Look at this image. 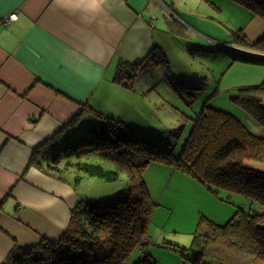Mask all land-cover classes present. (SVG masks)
<instances>
[{
  "label": "crops",
  "instance_id": "1",
  "mask_svg": "<svg viewBox=\"0 0 264 264\" xmlns=\"http://www.w3.org/2000/svg\"><path fill=\"white\" fill-rule=\"evenodd\" d=\"M176 2L4 0L0 4V21L9 14L17 16L0 24V264L41 239L59 240L70 211L80 201L71 183L56 181L30 164L36 147L72 119L85 122L93 117L95 109L115 113L120 120L129 114L143 125L148 121L138 116L147 91L135 94L134 83H140L149 67L136 75L129 89L113 78L118 64H141L156 48L161 50L159 36L166 28L186 24ZM247 17L238 30L250 41L263 36L264 22L251 13ZM240 77L246 81L241 85H253L264 71H239L233 79ZM79 137L73 134L68 139Z\"/></svg>",
  "mask_w": 264,
  "mask_h": 264
},
{
  "label": "trees",
  "instance_id": "2",
  "mask_svg": "<svg viewBox=\"0 0 264 264\" xmlns=\"http://www.w3.org/2000/svg\"><path fill=\"white\" fill-rule=\"evenodd\" d=\"M234 1L244 6L251 17L264 22V0ZM207 2L216 8L213 2ZM239 32L234 35L239 43L230 44L264 55V35L250 41L242 30ZM224 43L229 44L228 40L220 44ZM162 62L166 63L164 56ZM149 65L147 60L132 66L118 64L113 82L129 89L136 75ZM174 91L178 93L176 86ZM233 96L246 114L249 128L226 112L203 106L177 156L171 147L160 150L133 137L120 120L96 112L102 120L100 126L90 127V136L69 140V129L78 121L72 119L51 140L36 147L30 164L62 181L67 180V174H73L72 181L78 182L82 174L115 182L120 174H125L129 179L127 192L110 200L79 201L70 212L60 240H44L16 256L11 254L2 264H125L135 249L143 251L149 244L148 224L154 203L143 173L153 162L173 164L214 194L222 189L232 190L249 202L248 210L237 208L223 225L200 219L193 234V246L199 248L196 264L200 258L219 264H264V79L238 87ZM249 125L263 133L255 134ZM91 154L108 160L115 168L106 171L81 162ZM254 204L257 209L252 208ZM135 264L154 262L145 254Z\"/></svg>",
  "mask_w": 264,
  "mask_h": 264
},
{
  "label": "rangeland",
  "instance_id": "3",
  "mask_svg": "<svg viewBox=\"0 0 264 264\" xmlns=\"http://www.w3.org/2000/svg\"><path fill=\"white\" fill-rule=\"evenodd\" d=\"M209 1L216 8L202 0H177L175 8L186 24L179 23L166 28L163 37L159 36L162 49L156 48L153 51L147 59L151 65L141 74L140 83H134L135 94L147 91L138 112L144 122L148 120L144 125L141 120L137 121L129 114L124 119L120 116L122 121L116 119L117 115L110 111L95 109V112L105 118L120 120L133 137L153 144L160 150L166 151L171 147L174 156L179 154L203 106L226 112L247 125L246 114L233 100L234 90L246 81L241 77L233 78L239 71L254 74L264 71V66L251 65L264 62L243 59V56L228 48L236 46L230 42L239 43L234 35L240 34L238 29L248 21L249 12L246 10L248 13H244V7L238 1ZM226 40L229 44L224 47L220 43ZM161 53L166 63L162 62ZM153 64L159 67L153 68ZM114 65L116 67L117 64ZM262 78L257 79L256 84ZM175 86L178 93L174 91ZM90 113L85 112V115ZM92 115L85 122L81 121V124L75 122L72 126L77 127L75 130L81 133L72 129L68 137L73 134H80L81 139L90 136L88 129L99 127L102 122L96 114ZM254 132L257 135L263 133L258 128ZM81 162L98 165L106 171L115 168L111 162L97 154L83 157ZM150 165L151 168L149 166L143 173V181L154 203L148 224L149 244L143 247V251L135 249L125 264H135L145 254L154 264H196L199 248L193 246V234L200 219L223 225L237 208L248 210L249 202L232 190L222 189L214 194L198 180L177 170L173 164L153 162ZM80 176L78 182L72 181L73 174H67L65 181L53 179L67 184L71 181L82 203L110 200L119 193H126L129 186L125 174H120L115 182L82 174ZM252 208L257 209L258 206L254 204ZM65 231H62L61 237ZM43 241L38 242L36 247ZM198 264L219 263L200 258Z\"/></svg>",
  "mask_w": 264,
  "mask_h": 264
},
{
  "label": "built area",
  "instance_id": "4",
  "mask_svg": "<svg viewBox=\"0 0 264 264\" xmlns=\"http://www.w3.org/2000/svg\"><path fill=\"white\" fill-rule=\"evenodd\" d=\"M16 18H17V16H16L15 14H9V15H7L5 18H3V19L0 21V24H4V25H6V24H8V23H10V22H12V21H15Z\"/></svg>",
  "mask_w": 264,
  "mask_h": 264
},
{
  "label": "water",
  "instance_id": "5",
  "mask_svg": "<svg viewBox=\"0 0 264 264\" xmlns=\"http://www.w3.org/2000/svg\"><path fill=\"white\" fill-rule=\"evenodd\" d=\"M230 50H235L237 52L242 53L243 55H248V56H253V57H256V58L264 59V55H261V54H256V53L254 54V53H250V52H247V51H242V50H238V49H234V48H231Z\"/></svg>",
  "mask_w": 264,
  "mask_h": 264
},
{
  "label": "snow or ice",
  "instance_id": "6",
  "mask_svg": "<svg viewBox=\"0 0 264 264\" xmlns=\"http://www.w3.org/2000/svg\"><path fill=\"white\" fill-rule=\"evenodd\" d=\"M4 2V0H0V4H2Z\"/></svg>",
  "mask_w": 264,
  "mask_h": 264
},
{
  "label": "clouds",
  "instance_id": "7",
  "mask_svg": "<svg viewBox=\"0 0 264 264\" xmlns=\"http://www.w3.org/2000/svg\"><path fill=\"white\" fill-rule=\"evenodd\" d=\"M233 48V47H232ZM229 50L231 49V48H228ZM231 51H233V50H231ZM251 53H253V52H251ZM243 55V54H242Z\"/></svg>",
  "mask_w": 264,
  "mask_h": 264
},
{
  "label": "bare ground",
  "instance_id": "8",
  "mask_svg": "<svg viewBox=\"0 0 264 264\" xmlns=\"http://www.w3.org/2000/svg\"><path fill=\"white\" fill-rule=\"evenodd\" d=\"M146 169V168H145ZM145 171V170H144ZM71 212V211H70ZM43 239H41L40 241H42Z\"/></svg>",
  "mask_w": 264,
  "mask_h": 264
}]
</instances>
